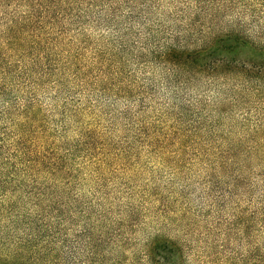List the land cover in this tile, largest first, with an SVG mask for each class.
Returning <instances> with one entry per match:
<instances>
[{
  "label": "rangeland",
  "instance_id": "obj_1",
  "mask_svg": "<svg viewBox=\"0 0 264 264\" xmlns=\"http://www.w3.org/2000/svg\"><path fill=\"white\" fill-rule=\"evenodd\" d=\"M84 11L81 23L29 51L21 64L36 83L12 93L30 100L33 124L46 132L64 123L69 146L84 127L101 134L78 146L90 155L78 164L61 232L93 238L102 264H150L145 250L164 239L178 246L179 264H256L252 255L264 253V80L255 75L264 0H107ZM232 30L262 50L238 48L231 72L189 73L165 60L171 45L200 48ZM10 97L11 85L0 105ZM0 127L11 136L8 118ZM150 131L168 138L167 148L149 146ZM178 139L187 141L182 150Z\"/></svg>",
  "mask_w": 264,
  "mask_h": 264
},
{
  "label": "trees",
  "instance_id": "obj_2",
  "mask_svg": "<svg viewBox=\"0 0 264 264\" xmlns=\"http://www.w3.org/2000/svg\"><path fill=\"white\" fill-rule=\"evenodd\" d=\"M105 2L107 0H0V93L4 94L11 85V97L0 105V119L8 118L11 122L10 137L7 127H0V264H102L100 256H95L93 238L86 240L83 233L68 238L67 233L61 232L66 212H71L65 208L72 200L75 202L78 195L74 193L81 178L78 164L90 155L86 154L90 153L89 147L78 146L84 137L94 135V141L96 136L101 138V134L84 127L79 130L77 145L73 141V146H69L70 141L62 139L67 129L64 123L54 127L57 132H46V128L33 124L37 114L30 100L21 104L19 97L12 93L15 86L36 83L32 80L33 69L21 64L29 51L41 42L49 44L54 35L52 30L59 35L66 31V23L74 19L81 23L83 10L86 15V10L92 11ZM110 6L114 13L117 8ZM215 36L211 43L191 50L171 45L164 51L165 60L173 69L189 73H228L235 69L234 54L238 48L249 45L262 50L240 31H225ZM10 50L18 57L13 61L7 60L3 52ZM45 64L49 68L51 61L47 59ZM242 68L249 77L251 71ZM258 69L255 75L264 80L261 76L264 61L259 62ZM150 132L151 137L145 139L149 146L154 148L157 144L159 149L167 148L168 138L159 141L154 131ZM60 140L62 142L58 143ZM178 140L182 141L178 146L182 150L187 141ZM100 145L98 149H103L105 141ZM145 257L150 264H179L178 246L169 239L156 240L145 250ZM251 260L264 264V253L253 254Z\"/></svg>",
  "mask_w": 264,
  "mask_h": 264
}]
</instances>
